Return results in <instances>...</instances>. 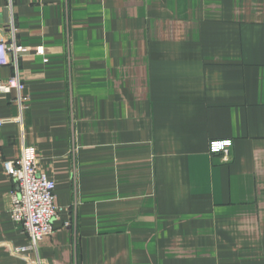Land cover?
Masks as SVG:
<instances>
[{
    "label": "crops",
    "instance_id": "crops-1",
    "mask_svg": "<svg viewBox=\"0 0 264 264\" xmlns=\"http://www.w3.org/2000/svg\"><path fill=\"white\" fill-rule=\"evenodd\" d=\"M12 12L28 107L20 126L0 94V264L35 258L2 165L25 145L61 208L43 264H264V0H12ZM10 16L0 0V27Z\"/></svg>",
    "mask_w": 264,
    "mask_h": 264
},
{
    "label": "built area",
    "instance_id": "built-area-1",
    "mask_svg": "<svg viewBox=\"0 0 264 264\" xmlns=\"http://www.w3.org/2000/svg\"><path fill=\"white\" fill-rule=\"evenodd\" d=\"M11 16L4 27H0V66L8 65L12 72L5 79H0V94H13L12 101L18 109L17 123L22 126V114L28 107V96L25 94V83L20 79L19 59L27 51L26 47L18 44L12 0H7ZM0 117V126L2 125ZM72 153L75 146L72 145ZM20 155L10 157L2 165L16 185L15 190L8 194V214L10 219L28 237V244L21 251H31L35 258L33 264H43L38 254L42 240L53 231V222L58 218L61 208L54 202L55 185L45 170L38 165V154L27 145L20 148ZM228 154V147L222 149V160Z\"/></svg>",
    "mask_w": 264,
    "mask_h": 264
}]
</instances>
